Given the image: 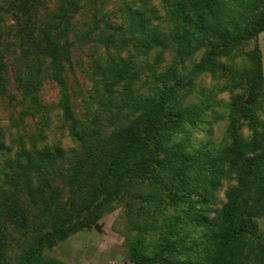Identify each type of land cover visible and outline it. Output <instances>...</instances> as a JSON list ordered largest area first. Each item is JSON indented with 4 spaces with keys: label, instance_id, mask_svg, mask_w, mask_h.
<instances>
[{
    "label": "trees",
    "instance_id": "trees-1",
    "mask_svg": "<svg viewBox=\"0 0 264 264\" xmlns=\"http://www.w3.org/2000/svg\"><path fill=\"white\" fill-rule=\"evenodd\" d=\"M102 2L56 0L55 9L38 18L36 7L23 0L13 12L20 50L13 76L22 115L47 123L50 111L39 90L43 82L56 83L60 120L74 146H39L31 137L26 147L18 135L12 149L0 124V264H10L9 254L25 241H32V255L117 205L130 211L140 200L149 203L145 190L168 183L165 141L202 122L208 100L200 98L204 88L196 80L216 69L228 77L223 91L229 84L244 86L230 93L226 114L213 112L217 122L227 121L221 139L194 154L176 153L184 152L182 139L166 150L190 161L203 176L208 188L203 204L227 184L224 201L211 218L207 208L193 218H164L155 253H134L135 261L157 264L169 252L166 264H264L254 220L264 202V77L257 44L264 32V0H118L105 14ZM90 4L99 9L94 11L99 18L79 32L77 16ZM249 41L252 49L239 54L252 64L243 82L232 53ZM76 44H91L95 53L103 48L92 57L87 94L80 92L86 109L81 116L66 85ZM3 54L0 93L8 85ZM195 89L198 100L185 104V95Z\"/></svg>",
    "mask_w": 264,
    "mask_h": 264
},
{
    "label": "rangeland",
    "instance_id": "rangeland-1",
    "mask_svg": "<svg viewBox=\"0 0 264 264\" xmlns=\"http://www.w3.org/2000/svg\"><path fill=\"white\" fill-rule=\"evenodd\" d=\"M12 1L14 4H12ZM23 1V0H21ZM19 0H0L3 10L0 12V51H3L4 62L7 68L8 85L0 93V124L5 130L7 143L15 149L16 140L21 135V140L25 146L30 145L31 140L37 141V145L58 144L64 149L73 147L67 130L60 120V111L58 109V98L60 88L51 81L43 82L39 94L42 103L50 111V118L47 123H41L38 116L25 117L22 115L20 100L21 91L14 81L13 71L18 65L20 50L17 47L19 37V26L14 21L13 12L17 5L21 4ZM39 1V2H38ZM26 0L27 3L36 7L35 14L38 18H45L56 6V0ZM118 0H105L103 3V13L111 9V3ZM12 4V5H11ZM99 4V3H97ZM11 5V6H10ZM93 5L87 7L77 16L78 25L76 30L79 32L87 31L93 19H98L97 8ZM19 14V12H18ZM15 43V45H14ZM257 44L260 50L261 58V76L264 77V32L257 36ZM254 41L238 46L234 49L232 55L233 62L236 64L234 70L240 74L243 82L245 80V71L252 67L248 58L239 54L252 49ZM103 51L98 48L96 53ZM92 50L91 44L79 47L77 44L72 48V69L66 73V85L69 92H72V98L75 103V111L78 115H84L86 109L82 102L81 91L87 94V89L92 84L91 61L96 56ZM226 75L220 76L216 69L213 73H202L196 82L204 88L200 98L208 100L205 108V115L202 122L195 121L189 128L187 135L179 134L177 139L172 137L165 141V187L150 185L145 193L148 195L149 203L143 200L136 202L132 210H128L124 204L117 205L115 208L103 215L92 225L77 230L70 234L65 240L56 241L52 246L43 250L31 252L34 249L32 241H26L14 248L9 254L10 264H136L135 254L144 251L147 255H153L157 250L156 240L159 237V227L163 219L170 214L180 215L182 218H193L204 213L209 217L215 215L214 211L221 207L224 198L223 190L227 184H224L223 190L215 193V200L209 203H202L201 198L207 196L208 188L203 179L194 168L190 161H183L178 158L176 153L186 155L187 153H197L203 144L210 141L216 145L221 139L227 121L217 122L214 117L215 111L227 113L229 95L232 92H242L244 86L222 90L226 83ZM213 86V88H211ZM211 88V89H209ZM221 90V91H220ZM200 91H194L185 95L184 103L197 101ZM221 100V105L216 106ZM196 123V124H195ZM188 125V124H187ZM190 125V124H189ZM245 131V129H244ZM186 140L182 146V151L168 152L166 148L173 147L176 141ZM211 147V146H209ZM169 183V180L172 179ZM246 203L251 204L252 198L246 197ZM256 232L259 236L258 241L264 247V202L261 203L258 213L254 217ZM185 225H183V230ZM196 234H193L195 237ZM250 241L255 237H248ZM26 244V245H25ZM25 245V251L20 248ZM27 247V248H26ZM169 252H163L162 259L168 258ZM40 257L38 262L36 258ZM182 259V256L179 257ZM158 261L157 264H166L164 261Z\"/></svg>",
    "mask_w": 264,
    "mask_h": 264
}]
</instances>
